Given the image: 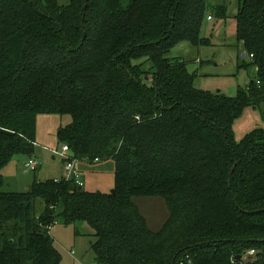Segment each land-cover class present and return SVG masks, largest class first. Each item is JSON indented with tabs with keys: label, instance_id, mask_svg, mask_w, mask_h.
Here are the masks:
<instances>
[{
	"label": "trees",
	"instance_id": "trees-1",
	"mask_svg": "<svg viewBox=\"0 0 264 264\" xmlns=\"http://www.w3.org/2000/svg\"><path fill=\"white\" fill-rule=\"evenodd\" d=\"M208 9L0 0V264H60L49 231L58 220L87 225L95 264H264V128L239 141L232 130L247 106L264 120V0H237L235 37L256 72L234 96L196 88L186 63L168 57L180 42L207 43ZM214 12L225 19L226 5ZM42 113L70 116L56 136L80 161L113 159V193L64 178L2 189V168L33 154ZM139 196L164 199L158 230Z\"/></svg>",
	"mask_w": 264,
	"mask_h": 264
},
{
	"label": "rangeland",
	"instance_id": "rangeland-1",
	"mask_svg": "<svg viewBox=\"0 0 264 264\" xmlns=\"http://www.w3.org/2000/svg\"><path fill=\"white\" fill-rule=\"evenodd\" d=\"M59 4H67L69 0H57ZM209 9L207 19L201 30L207 43L193 45L187 41L176 44L168 54L170 60H181L186 63L187 70L195 74L194 86L198 89L215 92L220 91L234 96L237 89L244 88L255 76V66L248 55L243 56V47L237 42L235 35V14L237 0H206ZM221 4L226 5V18L215 15L214 9ZM210 15V17H209ZM210 19H209V18ZM198 60V61H197ZM67 114L36 115L35 150L31 156L17 154L2 168L4 191H26L34 179H63L62 158L53 152L60 150L56 132L60 126L70 121ZM263 127L264 120L259 111L247 106L243 113L235 119L232 130L235 141H239L245 133ZM52 144V145H49ZM49 146H53L48 148ZM34 158L35 169L31 170L25 163ZM80 178L83 188L92 192L107 193L114 185V161L107 158L88 163L79 162ZM142 216L146 218L152 230H157L167 216L164 199L161 196L133 197ZM42 206L37 201L35 212L38 214ZM50 234L60 253V264H95V255L91 249V241L95 239L84 223L65 225L58 220L50 227ZM73 250V256L71 251Z\"/></svg>",
	"mask_w": 264,
	"mask_h": 264
},
{
	"label": "built area",
	"instance_id": "built-area-1",
	"mask_svg": "<svg viewBox=\"0 0 264 264\" xmlns=\"http://www.w3.org/2000/svg\"><path fill=\"white\" fill-rule=\"evenodd\" d=\"M210 17V16H209ZM208 17V18H209ZM53 152L57 155H59L62 158L63 161V178L65 180H73L76 184L79 186L83 185V182L80 178V170H79V162L80 160L76 157H74L68 146L66 144L61 145L60 150L53 149ZM25 166L31 170L35 169L37 166V161L34 158H30L26 163ZM50 231V227H49ZM71 253H73L71 251ZM254 253V249H250L247 251L248 255H251Z\"/></svg>",
	"mask_w": 264,
	"mask_h": 264
},
{
	"label": "crops",
	"instance_id": "crops-1",
	"mask_svg": "<svg viewBox=\"0 0 264 264\" xmlns=\"http://www.w3.org/2000/svg\"><path fill=\"white\" fill-rule=\"evenodd\" d=\"M209 16H210V15H209ZM206 19H207V17H206ZM209 19H210V18H209ZM245 55H246V54H245ZM197 61H198V60H197ZM42 114H47V113H42ZM38 115H40V114H38ZM58 129H59V128H58ZM56 134H57V132H56ZM56 137H57V136H56ZM34 144H37V143L34 142ZM49 145H52V144H49ZM47 147H48V146H47ZM51 147H53V146H49L48 148H51ZM51 149H52V148H51ZM53 149H54V148H53ZM79 170H80V169H79ZM54 179H55V178H54ZM164 202H165V201H164ZM165 206H166V204H165ZM166 209H167V207H166ZM167 217H168V210H167V216H166L165 220L167 219ZM144 218H145V217H144ZM145 219H146V218H145ZM165 220H164V221H165ZM146 221H147V220H146ZM164 221H163V223H164ZM163 223H162V224H163ZM147 224H148V221H147ZM162 224H161V226H162ZM148 226H149V224H148ZM161 226H160V227H161ZM160 227H159V228H160ZM149 228H150V226H149ZM159 228H158V229H159ZM150 229H151V228H150ZM158 229H157V230H158ZM151 230H152V229H151ZM153 231H156V230H153ZM72 252H73V250H72ZM70 253H71V252H70ZM73 254H74V253H71L72 256H73Z\"/></svg>",
	"mask_w": 264,
	"mask_h": 264
},
{
	"label": "water",
	"instance_id": "water-1",
	"mask_svg": "<svg viewBox=\"0 0 264 264\" xmlns=\"http://www.w3.org/2000/svg\"><path fill=\"white\" fill-rule=\"evenodd\" d=\"M243 56H245V53H243ZM232 170H233V168H232ZM232 170H231V172H232ZM78 189H81V186H78ZM27 191H28V189L25 192H27ZM110 192L113 193L114 189H111ZM238 257H239V255H237L235 258H238ZM171 264H174V259L172 260Z\"/></svg>",
	"mask_w": 264,
	"mask_h": 264
}]
</instances>
